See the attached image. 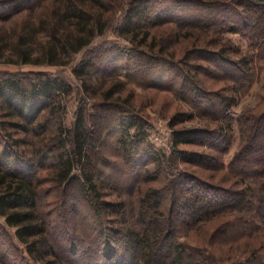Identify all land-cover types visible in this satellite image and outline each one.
Wrapping results in <instances>:
<instances>
[{
    "label": "trees",
    "instance_id": "16d2710c",
    "mask_svg": "<svg viewBox=\"0 0 264 264\" xmlns=\"http://www.w3.org/2000/svg\"><path fill=\"white\" fill-rule=\"evenodd\" d=\"M123 1L0 0V65L67 66L76 54L86 50L71 70L80 81L84 95L71 127L63 125L65 99L73 92L64 77L47 71L0 70V216L4 224L14 230L12 236L0 225V237L7 242L13 262L7 260L11 264H30V261L39 264H202L208 259L204 248L177 240L176 224L182 209L187 211L183 215L188 224L197 226L219 218L217 232L233 226L237 231L242 230L238 239L250 237L249 231L255 226L253 218L264 222V184L258 193L249 194L244 183L264 178V112L235 119L242 144L228 167L224 168L220 157L233 139L234 119L227 113L236 103L234 93L250 81L245 58L234 62L226 55L225 47L207 49V45H198V34L192 35L193 29L206 35L239 33L252 44L260 45L264 34L259 35L255 23L250 22L239 7L255 11L257 19L264 13V1ZM120 10H123L122 17L115 23V31L131 46L125 49L114 42H105L90 47L95 38L112 27L115 14ZM185 11L190 13L186 15ZM163 25L173 26L176 41L181 30L183 37H191L192 46L184 55L188 69L200 70L215 80L228 81L230 92L226 87L217 92H205L186 73H181L178 69L181 65L175 64L182 58L177 59L174 50L163 40H155V32L151 34L153 28L158 31ZM207 41L211 44L213 40ZM123 58L144 61L151 83L159 82L166 71L172 73L170 80L181 74L180 81L172 86L173 94L215 122L216 128L172 129L169 155L154 154L143 139L142 115L133 111V102L121 95L125 83L119 76L121 73L124 78L130 76L129 62L120 68L110 66ZM199 59L210 66L196 64ZM189 61L193 63L190 65ZM107 66L111 70L105 76L110 78L109 82L99 76L104 75L102 71ZM84 100L91 101L89 109ZM100 109L109 111V121L117 123L120 147L130 164L136 166L144 157L155 164L158 170L149 179L156 178L164 164L182 163L227 172L244 186L214 187L203 183L193 173L178 169L170 174L169 180L178 195L170 198L163 187L147 190L139 198L140 209L134 226L123 229L115 239L113 228L96 223V235L102 239L91 248L82 249L87 238L82 232L72 234V228L67 227L76 209L63 195L67 188H73L83 199L89 200L93 195L90 202L98 211L96 215L100 213L98 208L103 210L104 202L97 198L100 186L96 174L87 168L91 165L88 149L96 148L99 141V133L92 132L90 118ZM186 117L191 116L180 112L172 120L179 123ZM131 129L137 135H130ZM187 144H199L216 154L179 148ZM186 186L192 192L181 203L177 188ZM57 190L62 197L50 201V192ZM166 199L173 205L169 217L163 212ZM66 204H69L67 209ZM60 213L62 215H58ZM52 216L56 217L54 221ZM100 216L97 215L98 220ZM235 222H240L237 229ZM87 225L89 230L96 229L94 224ZM258 228L264 236V225ZM14 239L20 247L14 245ZM246 261L231 263L247 264ZM2 262L5 260L0 259V264Z\"/></svg>",
    "mask_w": 264,
    "mask_h": 264
},
{
    "label": "rangeland",
    "instance_id": "374dc122",
    "mask_svg": "<svg viewBox=\"0 0 264 264\" xmlns=\"http://www.w3.org/2000/svg\"><path fill=\"white\" fill-rule=\"evenodd\" d=\"M126 1L127 0H124L123 2ZM239 9L240 12H244L250 22L255 23L254 25L259 29V35L262 36L264 34V31H262L264 30V13L255 19V11L244 10L242 7H239ZM122 11L123 10H120L115 14L112 27L109 28L104 35L95 38L90 47H96V45L105 42H114L118 44L120 48L125 49L131 46L125 38L118 36L115 31V25L119 23L122 17ZM185 12L186 15L190 13V11ZM172 27L171 25H163L159 27L158 31L153 28L151 34L155 32L157 34L155 40H163L167 46L171 47L170 50H174L177 59L182 58L175 64L181 65V67L178 66L181 73H186L190 80L198 83L205 92H217L223 87H226L227 92H230V88L227 86H230L228 81L215 80L206 76L200 70L188 69L187 64L185 65L187 57L184 55L192 46L191 37H183L182 34L184 31L181 30L179 33L180 36L179 38L177 37L176 41L174 33L172 32L175 29ZM193 34L199 35L198 38H196V40H198V45H202L203 47L207 45V49L219 50L225 47L226 55L234 62H239L241 58H245V66L251 74L250 81L242 84L236 93H234V96H236V103L227 113L234 119V122L232 124V142L228 150L220 155L222 164L224 168H226L234 154L238 151L243 140L235 119L243 115H258L264 112V38L262 42H260V45L256 46L239 33H225L223 35H210L209 33L206 35L193 29L192 35ZM209 39L213 40L211 44H207V40ZM204 40L205 43L203 44ZM85 53L86 50L76 54L71 64L67 66L0 65V70L9 72L47 71L64 77L72 85L73 92L65 99L63 125L65 127H71L76 117L77 109L82 104V99L84 98L80 81L72 74L71 70L72 66L75 65ZM127 61L129 62V66L127 67L130 76L124 78L122 77V73L119 76L125 83V90L121 95L123 97L126 96V98L133 102L134 108L131 107L133 111L139 112L142 115L145 122L142 129L143 139L148 145V148L153 150L154 154L169 155L171 150L172 129L204 130L207 128L210 130L216 128L215 122L200 115L189 102L179 99L173 94L172 86H176L175 84L180 81L181 74L176 75L174 79L170 80L172 73H170L171 71H166L159 82L151 83L150 71L144 68V61L134 58H129L128 60L123 58L120 62L113 63L110 66L120 68L123 67ZM188 63L191 65L193 61H189ZM196 64L207 67L210 66L207 61L200 59ZM109 69L110 67L107 66L106 69L102 71L104 75L101 76L102 74H100V79L109 82L110 78H105V76L111 73ZM84 101L86 104L88 103L87 108L89 109L91 101ZM180 112L191 117H186V120L182 122L176 123L175 121V123H173L172 117ZM92 115L93 116L90 118L92 127L94 128L92 132L94 135L99 133V141L96 143V148L88 149V159L91 165H88L87 168L95 172L97 182L100 186V194L97 198L104 202V206L102 207L103 210L98 208L100 213L97 215L101 214L99 217L101 219L98 220L96 215L98 211L94 210L95 208L91 206L92 202H90V197L93 198V195L89 197V200H87V198L83 199L77 195V192L73 188H67L66 193L63 195L71 200L76 209V212L70 216L67 227L69 229L72 228L70 229L72 234L82 232L87 238L82 249H84V246H86V248H91L95 243L100 241L101 237L96 235V231H98L96 223L100 222L101 225H103L102 227H106L107 229L113 228L115 230L113 233L115 239L119 238L123 229L131 225L134 226L137 223V212L140 209L139 198L142 193H145L147 190L163 187L165 193L169 194L170 198L178 195V193L172 190V183L169 182L171 178L170 174H172V172L175 174L178 169L193 173V175L199 178L203 183L214 187L237 188L244 186L243 183L240 185L239 182H237L238 179L232 177L227 172L216 169H204L182 163L176 166L164 164L162 165L163 169L159 168L161 173L156 178L149 179L158 169H156L153 162L147 161L148 159L145 157L140 159L136 166L130 164L128 156L122 152L120 147V129L116 122L112 123L113 121H109L111 117L110 112L100 109L99 112L95 111ZM111 123L112 125H110ZM129 134L137 135L134 133L133 129L129 131ZM179 148L198 152L206 151V153L212 155L216 154V152L205 149L204 146L199 144L180 145ZM147 169H149V172L145 171ZM252 181L254 183L249 184L247 181L244 182L245 186L249 188V194L251 192L258 193L259 187L264 184V178L257 177ZM177 190H180L179 196L181 198V203L185 198H188L192 192L188 186L183 189L177 188ZM61 197L62 193L57 190L51 191L48 199L50 201H57ZM67 206H69V204H66V209L68 208ZM172 206L170 200L166 199L164 201L163 212L165 216H170L169 214ZM184 213H187L184 209H182V212H179L176 224V226H178L176 233L177 240L193 247L204 248L206 250L205 255L208 256V259L202 264H230L234 260H240L241 262L247 260V264H264V236L260 234V229L258 228L263 227L264 222L260 223L258 218H253L255 226H252V229L249 231L250 237L238 239L239 233L242 230L237 231L233 226H227L224 232H217V230H219L218 225L221 223V219L219 218H213L194 226L193 224H188V221H184L186 220V217L183 215ZM58 215L62 214L60 213ZM237 216L239 215L237 214ZM51 218L53 221L56 219L54 216ZM87 223L91 225L94 224L96 229L89 230ZM239 223L240 222H235L237 226L236 229L240 227ZM0 225H3L7 233L13 236L14 230L4 224V219L1 216ZM107 232L108 230L106 233ZM12 242L17 247L21 246L16 239L12 240ZM64 246H62V248H64ZM66 248L67 246H65V249ZM118 255L119 253H117V257ZM11 258L12 256L10 250L7 248V242L0 237V259L5 260V263H2L11 264L10 261L13 262ZM29 263L39 264L38 262L33 263L31 261ZM83 263H85V261H83Z\"/></svg>",
    "mask_w": 264,
    "mask_h": 264
}]
</instances>
